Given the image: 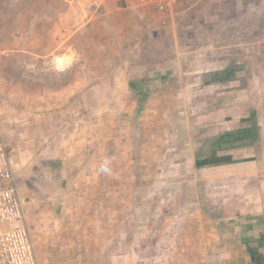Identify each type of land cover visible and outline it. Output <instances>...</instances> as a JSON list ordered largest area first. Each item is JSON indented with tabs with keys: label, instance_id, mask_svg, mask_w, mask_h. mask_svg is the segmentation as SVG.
Masks as SVG:
<instances>
[{
	"label": "crops",
	"instance_id": "obj_1",
	"mask_svg": "<svg viewBox=\"0 0 264 264\" xmlns=\"http://www.w3.org/2000/svg\"><path fill=\"white\" fill-rule=\"evenodd\" d=\"M64 1L0 0V139L14 160L19 193L26 165L21 147L26 154L33 151L32 142L46 147L38 165L42 175L57 178L55 192L70 190L58 179L63 166L73 162L76 167V196L70 202L57 193L59 198L50 202L69 205V217L54 214L48 204H31L33 195L48 193L25 180L31 193L22 199L38 263L264 264V202L241 198L251 187L246 177L258 168V163L249 166L242 159H258L264 150V32L258 41L243 44V51L233 58L237 64L247 63L249 71L246 82L237 72L230 74L234 81L228 94L233 93V102L216 111L219 116L223 112L221 123L206 118L196 126L216 139L209 156L195 157L194 168H167L164 159H175L179 152L135 150L130 142L136 140L126 138L123 126L117 134L97 138L89 119L81 121L80 98L97 93L94 81L99 77L110 95L125 96L122 102L127 106H114L129 111L126 96L145 95L146 85L139 79L147 74L139 67L123 69L120 55L125 47L148 45L147 39H155L152 34L166 25L173 11L140 8L137 0H88L87 6L78 2L81 7L71 8L77 20L86 18L84 23L66 26L61 17ZM77 1H70L71 6ZM260 11L264 15V9ZM170 39L173 48L175 40ZM250 44L258 46L253 55ZM252 63H261L262 70L251 71ZM115 79H120L119 88ZM157 79L161 83L163 77ZM151 82L157 83L154 78ZM151 89L155 95L158 86ZM150 105L149 100L142 105L143 112ZM231 105L235 113L226 116ZM37 115L40 122H35ZM65 126L68 129L62 130ZM84 130L88 133L82 134ZM253 132L258 140L254 151L240 146L226 155L219 148L230 135ZM12 139L21 147L12 145ZM151 161L156 167L149 165ZM188 175L194 182H186Z\"/></svg>",
	"mask_w": 264,
	"mask_h": 264
},
{
	"label": "rangeland",
	"instance_id": "obj_2",
	"mask_svg": "<svg viewBox=\"0 0 264 264\" xmlns=\"http://www.w3.org/2000/svg\"><path fill=\"white\" fill-rule=\"evenodd\" d=\"M56 1L53 0V2ZM70 1L76 0L64 1L65 14L61 16L64 18L66 26L72 25L73 22L83 24L86 18L85 20H77L73 17L71 8L76 9L77 5L87 6L88 0H78L77 4L72 6ZM186 2L187 4L182 2L169 17H166V25L163 28L158 27L152 34L155 39L149 41L146 38L149 42L148 45L130 50L125 47L123 54L120 55L119 63L121 66L123 65V69L131 71V69L135 70L139 67L142 73L147 74L144 78L139 79V82L142 81L143 85H146L144 88L146 89L145 95L126 96L129 97L127 99L129 105L131 104L129 111L128 108H126L127 111L123 108V112L120 111V107L114 106L116 103L126 104L122 102L126 101L125 96L110 95L106 83L99 77L94 81H97L95 89L97 93L84 94L80 98L82 103L81 121L89 119L91 130L94 131L97 138L105 134L109 136L117 134V130L123 126L126 130V138L136 140V143L130 142L135 150L161 153L176 150L179 152L175 159H164V166L167 168L170 166H179L180 168L192 166L194 168L195 157L206 154L209 156V147L214 146L216 139H214L213 134H210V131H198L196 126L206 118L216 123L218 119V123H221L223 112L221 111L219 116L216 111L222 109L224 103L233 102V93L228 94L229 90L232 91L231 87L234 81L230 78V74L235 71V73L237 72L236 75L240 76L241 81L246 82L245 71H249L247 63L237 64L233 58L238 52L243 51V44L250 43V40L253 39L258 41L257 37L264 32L261 30L264 28V15L260 11L264 9V0H187ZM153 22V18H151L150 24ZM157 24L155 27L158 26ZM170 37L173 41L175 40L173 48L169 45L170 43L172 45ZM250 49V54L253 55L255 50H258V46L255 45L254 47L250 44ZM126 53L128 55H124ZM250 65L251 71L262 70L261 63ZM147 76H152V78ZM158 76L163 77L161 83L157 79ZM153 78L157 82L154 84L158 86L155 95L150 93L153 91L151 88H154V84L151 82ZM132 80L134 83L137 82L135 78ZM261 82L263 81L259 80L258 85ZM113 83H117L114 86L119 88L120 79H115ZM109 85L112 86V82L109 81ZM148 100L151 105L145 109L146 112H143L142 105ZM142 102L145 103L141 104ZM111 108H113V112ZM244 108L247 107L244 106ZM226 111V116L228 113L230 116L235 113L232 105ZM34 113L38 114L37 111ZM36 117L35 122H40L41 115ZM138 124H140L139 128ZM64 129L68 128L65 126L62 130ZM87 133L88 131L84 130L82 134ZM255 138V132L249 135H230L225 138L223 144H219V148L222 146V151L226 155L240 146L243 151L252 146L254 151L258 145ZM63 139L66 138L63 137ZM261 140H263V135H260ZM17 144L21 147L18 140L12 142V145ZM84 144L89 146L86 142ZM42 145L40 141L32 142L33 151L28 154L25 153L24 147L19 149L24 156L22 158L23 164H26L22 167V179L20 180L21 197L31 193L28 192L29 186L26 185V182H29L33 187L44 188L48 194L33 195L31 204L35 205L38 202H42L46 206L48 204L54 209V214L63 213L65 217H69L72 215V212H69L72 209L69 205L65 204L66 206L63 208L58 207V205L54 206L55 204L50 202L52 198H59L58 196L71 202L76 196L72 190L73 183L77 179V174L73 175L76 167L72 166L73 162H69L66 167L63 166L58 173V179L59 182H65L66 185H69L70 190L68 193L55 192L57 178L53 174L42 175L41 167L38 165L39 162H42V152L46 149ZM29 150L31 149L29 148ZM243 155L245 154H241V156ZM253 155L259 156V153L253 152ZM27 157H32L33 160ZM242 160H245L244 162L249 166L258 163V168L253 174L249 173L246 177V183H251V187L247 188L246 193L241 194V198L247 196L264 202V150L258 159L247 158ZM254 161L255 163H252ZM144 162L146 165V161ZM156 164L157 162H149L152 167H156ZM81 171L83 172V170ZM174 179L179 183L182 181L181 177L173 176ZM186 182L192 183L194 181L188 175ZM78 197L80 196L78 195Z\"/></svg>",
	"mask_w": 264,
	"mask_h": 264
},
{
	"label": "built area",
	"instance_id": "obj_3",
	"mask_svg": "<svg viewBox=\"0 0 264 264\" xmlns=\"http://www.w3.org/2000/svg\"><path fill=\"white\" fill-rule=\"evenodd\" d=\"M184 1L137 0V5L165 13ZM24 204L14 177V160L0 139V264H39Z\"/></svg>",
	"mask_w": 264,
	"mask_h": 264
}]
</instances>
